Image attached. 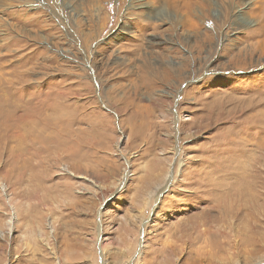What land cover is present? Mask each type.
Masks as SVG:
<instances>
[{"label":"rangeland","instance_id":"obj_1","mask_svg":"<svg viewBox=\"0 0 264 264\" xmlns=\"http://www.w3.org/2000/svg\"><path fill=\"white\" fill-rule=\"evenodd\" d=\"M100 4L0 0V264H264V0Z\"/></svg>","mask_w":264,"mask_h":264},{"label":"bare ground","instance_id":"obj_2","mask_svg":"<svg viewBox=\"0 0 264 264\" xmlns=\"http://www.w3.org/2000/svg\"><path fill=\"white\" fill-rule=\"evenodd\" d=\"M66 2H69L73 7H74V4H77L78 6H82V2H86V5H85V8L86 7H88V9H86L87 11L89 10V9H91L90 8V6H93V7H95V8H102L101 7V1L102 0H74V2H73V0H65ZM135 1V0H134ZM146 1H148V3H149V8L151 9L152 8V6H153V4H155V3H167V4H171V5H177V2L178 1H180V2H182V3H185V0H146ZM3 2V1H2ZM54 4V3H53ZM151 5V6H150ZM60 6V5H59ZM168 6V5H167ZM54 7V6H53ZM66 7V6H65ZM80 8V7H79ZM55 9V8H54ZM75 9H76V6H75ZM51 11V10H50ZM57 11V10H56ZM98 11V10H97ZM149 11V10H148ZM152 11V10H151ZM54 12V11H53ZM72 12V11H71ZM58 15V14H57ZM104 27L105 26H103L102 27V29H104ZM57 125H58V122H57V120L56 121H54V123H52V126H51V128H52V130L54 131V132H58L59 134L61 133V131L62 130H60L61 128H57ZM41 161V160H40ZM43 161V160H42ZM38 164V163H37ZM36 164V165H37ZM38 166V165H37Z\"/></svg>","mask_w":264,"mask_h":264}]
</instances>
